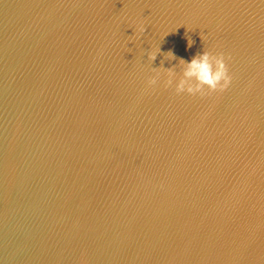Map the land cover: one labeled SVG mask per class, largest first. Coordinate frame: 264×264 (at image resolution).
Listing matches in <instances>:
<instances>
[{"label": "water", "instance_id": "obj_1", "mask_svg": "<svg viewBox=\"0 0 264 264\" xmlns=\"http://www.w3.org/2000/svg\"><path fill=\"white\" fill-rule=\"evenodd\" d=\"M0 264H264V0H0Z\"/></svg>", "mask_w": 264, "mask_h": 264}]
</instances>
